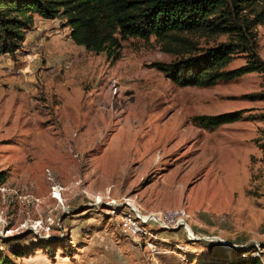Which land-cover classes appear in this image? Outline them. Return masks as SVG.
<instances>
[{
    "label": "rangeland",
    "instance_id": "rangeland-1",
    "mask_svg": "<svg viewBox=\"0 0 264 264\" xmlns=\"http://www.w3.org/2000/svg\"><path fill=\"white\" fill-rule=\"evenodd\" d=\"M70 33L66 18L36 15L16 55L0 54V258L206 264L251 244L264 258V100L250 96L263 73L180 85L152 65L175 57L153 36L122 40L111 60ZM233 110L242 116L214 127L194 120ZM126 203L185 208L199 238L156 227L161 252L149 256L120 229Z\"/></svg>",
    "mask_w": 264,
    "mask_h": 264
},
{
    "label": "trees",
    "instance_id": "trees-1",
    "mask_svg": "<svg viewBox=\"0 0 264 264\" xmlns=\"http://www.w3.org/2000/svg\"><path fill=\"white\" fill-rule=\"evenodd\" d=\"M36 15L66 18L77 44L104 51L111 60L119 57L122 40L153 36L175 57L152 65L180 85L207 87L261 72L263 88L250 96L264 100V59L255 30L258 24L264 26V0H0V54L16 55ZM221 34L226 38L210 42L209 37ZM237 56L245 62L229 67ZM241 116V110H233L198 114L194 120L214 127ZM5 179L0 171V183ZM254 247H241L234 256L206 264H264L262 256L253 255ZM13 253L20 256L31 250L15 248ZM0 264L19 263L2 256Z\"/></svg>",
    "mask_w": 264,
    "mask_h": 264
},
{
    "label": "built area",
    "instance_id": "built-area-1",
    "mask_svg": "<svg viewBox=\"0 0 264 264\" xmlns=\"http://www.w3.org/2000/svg\"><path fill=\"white\" fill-rule=\"evenodd\" d=\"M125 208L121 210L122 214L119 216L120 229L123 233H129L132 237L140 239L149 256L155 257L161 252L159 246L161 236L156 227L160 229L182 228L188 239L199 238L188 222L189 214L185 208L144 211L131 203H126ZM253 255L261 256L258 250Z\"/></svg>",
    "mask_w": 264,
    "mask_h": 264
},
{
    "label": "water",
    "instance_id": "water-1",
    "mask_svg": "<svg viewBox=\"0 0 264 264\" xmlns=\"http://www.w3.org/2000/svg\"><path fill=\"white\" fill-rule=\"evenodd\" d=\"M223 243V242H222Z\"/></svg>",
    "mask_w": 264,
    "mask_h": 264
}]
</instances>
